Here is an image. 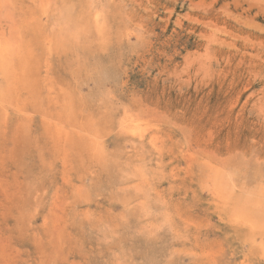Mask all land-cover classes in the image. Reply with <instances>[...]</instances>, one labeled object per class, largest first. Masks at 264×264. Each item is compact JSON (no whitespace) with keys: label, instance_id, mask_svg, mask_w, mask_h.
<instances>
[{"label":"rangeland","instance_id":"obj_1","mask_svg":"<svg viewBox=\"0 0 264 264\" xmlns=\"http://www.w3.org/2000/svg\"><path fill=\"white\" fill-rule=\"evenodd\" d=\"M0 264H264V0H0Z\"/></svg>","mask_w":264,"mask_h":264}]
</instances>
